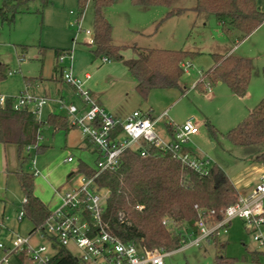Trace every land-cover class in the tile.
<instances>
[{
  "label": "rangeland",
  "instance_id": "rangeland-1",
  "mask_svg": "<svg viewBox=\"0 0 264 264\" xmlns=\"http://www.w3.org/2000/svg\"><path fill=\"white\" fill-rule=\"evenodd\" d=\"M2 3L3 0H0V6ZM194 5L195 0H173L174 7L189 10L181 16L167 19L158 27V23L169 10L167 7L142 8L136 6L133 0H114L113 4L104 10V16L111 26V43L122 47L123 60H120L106 55L97 56L94 53L96 46L92 43V0L88 2L83 14L80 12L78 0H50L44 8L39 1L28 2L20 7V13L16 15L14 23L2 22L0 16V64L5 65L7 70V76L0 84V96L15 101L30 85L26 78H34L30 86H38L34 88L35 95L47 98L48 102L41 119L47 120L51 111L68 116L67 111L60 109L56 103L60 96L72 99L76 106H79V101L82 102L78 94L77 97L73 96L71 86L62 82L60 76L61 67L71 66L73 75L82 82L87 74L91 75V80L85 83L83 90L91 95L99 92L107 113L126 115L135 109H141L145 112L151 110L153 117L158 118L166 111L169 118L162 119L157 126L158 134L162 138L167 136L165 128L169 120L175 125H181L187 119L193 118L199 127V133L192 136L189 147L200 157H206V154L216 159L221 155L225 162L220 161V166L223 169L232 166L231 169L226 168L227 171L236 173L249 163L233 156H245L254 150L263 149V146L249 147L252 149L238 147L222 135L214 139L207 128L206 119L218 131L226 134L248 115V109H253L264 98V26L244 41L235 43V35L224 32L214 16L197 15L191 9ZM134 46L184 50L198 52L200 55L184 62L183 65H189L184 68L180 79L181 89H154L144 99L135 90L136 81L124 63L136 58ZM58 50L70 53V58L64 65H56ZM231 50L232 55L252 61L248 99L234 95L225 84L213 86L210 92L206 87L204 89L207 92H203V86L196 87L202 72L213 65L211 55L225 54ZM103 58H108L109 61L104 62ZM39 78H45V81L36 84ZM184 88L188 90L186 93H183ZM79 132L72 129L66 134L64 130L54 131L50 126H43L41 144L47 148L39 153L35 146L24 148L22 155L27 161L23 166L19 164L16 146L5 148L0 144V219L4 205L5 216L8 217L4 220L6 229L0 234V241L5 245H9L10 238L15 234L29 237L34 227L28 218L20 223L18 221V213L24 206L25 196L15 170L21 168L24 172L33 173L35 161L38 174L35 176L34 193L54 211L61 203L54 191L59 188L66 191L72 188V184L78 185L81 177L77 173L80 162L96 169L97 155L92 150L78 146L82 139ZM238 150L239 154L236 153ZM69 157H72L74 162L67 163L66 159ZM207 225L214 224L208 221ZM263 225L264 223L260 224L259 228ZM255 229L252 224L237 218L229 223L227 233L222 229L219 231V239L227 245L226 254L237 258V264H257L253 260L254 253H259V263L264 264V248L254 239ZM40 235L38 232L31 236V243L45 246L48 256L56 254L57 250L52 248L47 239H41ZM194 240L195 236L188 234L186 242L174 252L167 263L214 264L216 248L213 242L203 240L199 245H190ZM69 250L79 255L74 246H70ZM10 264L32 262L26 259L23 263L17 256H12Z\"/></svg>",
  "mask_w": 264,
  "mask_h": 264
},
{
  "label": "trees",
  "instance_id": "trees-1",
  "mask_svg": "<svg viewBox=\"0 0 264 264\" xmlns=\"http://www.w3.org/2000/svg\"><path fill=\"white\" fill-rule=\"evenodd\" d=\"M39 1L44 8L50 0H3L0 6L2 22L14 23L20 7L28 2ZM90 0H78L81 14ZM94 3L95 55H106L123 60L122 47L111 43V26L104 16V10L114 0H92ZM142 8L165 6L169 10L158 23L161 26L169 18L185 14L189 9L174 7L173 0H133ZM197 15L214 16L229 35H235V43L244 41L258 28L264 26V12L256 0H195L191 8ZM40 12V11H39ZM38 12V13H39ZM41 13V12H40ZM136 58L124 61L128 71L136 81V91L146 99L154 89L179 88L184 74L183 64L186 60L199 56L198 52L184 50L152 49L134 46ZM58 55L69 53L56 51ZM213 65L202 72L196 87L207 84L211 87L219 82L225 84L233 94L244 98L252 79V61L248 58L213 54ZM108 59V58H106ZM109 60V59H108ZM264 75V69H263ZM6 66L0 64V84L6 78ZM34 78H26L28 85ZM50 126L54 131H68L73 128L67 116L51 114L46 121H39L29 111L14 109V100L7 98L0 105V144L14 145L18 149L20 166L27 161L22 155L24 148L35 146L37 152H43L47 146L37 138L38 129ZM207 128L212 138L224 136L231 144L241 147L262 145V151L252 160L264 163V98L249 115L226 134L220 133L212 124ZM171 133V130H169ZM89 147L97 153L98 149L87 140ZM147 154L127 150L120 158L119 166L112 171H103L95 177L96 185L107 193L104 221L110 230L123 242L135 244L147 249H164L176 251L182 247L188 234L197 237L200 234L199 222L204 220L213 224L225 217L228 207L238 202L240 195L226 172L213 164L207 174H199L176 160L172 153L143 143ZM24 193L25 219L33 223L30 234H34L51 214V210L34 193L35 173L14 171ZM77 173L93 177L96 169L80 162ZM167 221V224L163 222ZM264 223V214H263ZM216 248L214 264H237V258L226 254V243L218 236L208 238ZM50 264H83L70 251L58 247ZM259 253H254L257 264ZM24 262V254L18 256Z\"/></svg>",
  "mask_w": 264,
  "mask_h": 264
},
{
  "label": "built area",
  "instance_id": "built-area-1",
  "mask_svg": "<svg viewBox=\"0 0 264 264\" xmlns=\"http://www.w3.org/2000/svg\"><path fill=\"white\" fill-rule=\"evenodd\" d=\"M87 33L90 34L89 31ZM68 58L70 53H64L58 56V62L64 64ZM103 61L109 60L103 58ZM188 65L185 64L183 67L186 68ZM62 76L63 80L76 90L84 107L80 109L63 100H58V104L61 109L67 111L70 125L80 130L82 135L98 149L96 174L93 177L82 174L78 185L66 191L56 189L55 194L61 203L58 208L51 211L49 218L34 234H30L29 237L15 234L10 238L9 245L0 241V264H10V258L18 257L20 254H24L32 264H50L54 255H46L48 249L45 246L31 243V236L38 232L41 234L40 238L47 239L52 248L56 245L70 251L69 247L74 246L79 255L70 252L83 264H168L167 260L175 251L147 249L125 243L110 230L103 219L107 193L98 188L95 177L103 171L117 169L120 158L127 150L139 151L142 156H145L147 150L143 145L144 142L172 153L176 160L195 172L207 174L215 162L208 156L196 155L195 151L188 148L192 136L199 133V127L193 119L181 125H175L169 121L167 126L171 130L172 138H162L158 134L157 126L164 117L168 116L167 112L155 118L148 112L135 111L124 120L119 119L107 113L89 92L84 91L85 82L74 76L71 71L64 70ZM89 78L90 75H86V79ZM207 90L208 92L212 90L209 84H207ZM6 100L7 98L0 96V105L3 106ZM46 104L47 98L36 96L29 90H25L14 101V109L29 111L41 121ZM37 138L39 141L43 140L42 127L38 129ZM73 160L69 157L66 161L73 162ZM35 164L33 161L36 175L38 171ZM263 199L264 176L258 188L249 197H240L237 203L227 208L222 221L208 226L204 220H201L198 224L200 234L190 245H199L203 240L218 236L221 229L227 233L229 223L239 218L256 228L254 239L264 247V239L259 232V225L263 223ZM25 215L23 207L18 213L19 223L25 219ZM5 219L8 217L3 216L0 219V234L6 229Z\"/></svg>",
  "mask_w": 264,
  "mask_h": 264
},
{
  "label": "crops",
  "instance_id": "crops-1",
  "mask_svg": "<svg viewBox=\"0 0 264 264\" xmlns=\"http://www.w3.org/2000/svg\"><path fill=\"white\" fill-rule=\"evenodd\" d=\"M256 2H257V5H258V7L264 12V0H256ZM93 37V36H92ZM232 51L233 50H231V51H228L227 53H225L226 55H232ZM57 54V58H56V65H58V66H60V64L61 63H59L58 62V53H56ZM67 61V60H66ZM65 61V62H66ZM65 64V63H64ZM63 64V65H64ZM67 68L68 70H70L71 71V66H67V65H65V66H63V67H61V72H60V76H61V78H62V82H64V83H66L64 80H63V72H64V70H67V69H64V68ZM69 67V68H68ZM211 67V66H210ZM209 67V68H210ZM208 68V69H209ZM88 75V74H87ZM90 75V74H89ZM84 82L85 83H87L88 81H90L91 80V75H90V78L89 79H86V76L84 77ZM39 81H45V78H42V79H37L36 80V84H37V82H39ZM35 83H33V84H35ZM219 85H221V84H223V83H218ZM38 88V86H28L27 88L28 89H26V90H29L32 94H36L35 93V89L34 88ZM41 87V86H40ZM96 87V86H95ZM72 88V94H73V96H75V97H77L76 96V90L73 88V87H71ZM39 90H41V89H39ZM135 90H136V85H135ZM188 90L186 89V88H184V91H183V93H186ZM235 95V94H234ZM37 96V95H36ZM92 97L96 100V102L105 110V108H104V106H103V102H102V100H101V96L99 95V92H97V94H92ZM248 97H249V92L247 93V95L244 97V98H241V99H248ZM240 98V97H239ZM58 100H63V101H65L67 104H73L74 103V101L72 100V99H70V98H65V97H63V96H60V98L58 99ZM58 100L56 101V103H57V105L59 106V104H58ZM47 104H48V102H47ZM47 104L44 106V107H46L47 106ZM60 107V106H59ZM80 109H82L84 106H83V102H81V101H79V106H78ZM44 109V108H43ZM61 109V108H60ZM251 110L252 109H248V112H247V114L249 115V113L251 112ZM106 112H107V110H105ZM135 111H140V112H145L144 110H141V109H135V110H133L131 113H128V114H122V115H119V114H117V113H113V112H109L110 114H112V115H114L115 117H117V118H119V119H122V120H124L125 118H127L130 114H132L133 112H135ZM53 112V113H52ZM115 112H117V110L115 111ZM166 112V111H165ZM148 113L151 115V116H153V114H152V111L150 110V112L148 111ZM51 114H57L55 111H51V113H50V115ZM49 115V116H50ZM60 115H62V114H60ZM247 115V116H248ZM48 116V117H49ZM64 116V115H63ZM246 116V117H247ZM42 117H43V112H42ZM245 117V118H246ZM166 118H169V116H167V117H164L163 119H166ZM244 118V119H245ZM191 119H193V118H191ZM243 119V120H244ZM187 120H189V119H187ZM186 120V121H187ZM240 120V119H239ZM242 120V121H243ZM43 121H46V120H43ZM170 121V120H169ZM161 122V121H160ZM241 122V121H240ZM239 122V123H240ZM184 123V122H183ZM206 123L208 124V123H210L209 121H208V119H206ZM238 123V124H239ZM211 124V123H210ZM214 126V125H213ZM215 127V126H214ZM42 129H43V127H42ZM72 129H76L78 132H79V130L77 129V128H71V129H69L68 131H66V134H68ZM165 131H166V134H167V136L165 137L166 139H170V138H172V134L169 132V128H168V126H167V124H166V128H165ZM220 132V131H219ZM80 133V132H79ZM221 133V132H220ZM80 134H82V133H80ZM223 134V133H222ZM196 135H198V134H196ZM82 136V139L79 141V143H78V146L81 148V149H89V150H92V152L93 153H95L94 151H93V148L92 147H89V145H88V142H87V139L83 136V135H81ZM214 147H216V145H213ZM5 147V146H4ZM238 147H241V146H238ZM5 148H7V146L5 147ZM190 150H193L191 147H188ZM249 148V147H248ZM249 149H252V148H249ZM194 151V150H193ZM253 151V150H252ZM262 151V149H257V150H254V152H252L251 154L249 153V154H247V155H245V156H243L242 154L241 155H236V156H233V157H235L237 160H241L242 162H244V163H249V164H245V166H246V168H245V166L244 167H242V168H240L236 173H233V174H231V173H229L228 171H227V169L226 168H230L231 169V167L232 166H226V167H224L225 169H223L221 166H220V161H224V159H223V157H221V155H219L216 159H212L216 164H218L225 172H226V174L229 176V178H230V180H231V182L233 183V185L235 186V188L237 189V191H238V193H239V195H240V197H242V198H247V197H249L257 188H258V186L260 185V183H261V179H262V177L264 176V163H259V162H254V161H252L260 152ZM229 152V151H228ZM239 152H240V150H238L236 153L237 154H239ZM96 155H97V153H95ZM204 155V154H203ZM205 156H208V155H206L205 154ZM97 158H98V155H97ZM68 159V158H67ZM66 159V160H67ZM73 162H74V160H73ZM225 162V161H224ZM67 163H72V162H67ZM225 166V165H224ZM231 172V171H230ZM74 186H76V183H75V185L74 184H72V186L71 187H74ZM60 189V188H59ZM55 192V191H54ZM56 195V194H55ZM57 196V195H56ZM58 197V196H57ZM59 198V197H58ZM263 204H264V199H263ZM59 205V204H58ZM264 206V205H263ZM48 207L50 208V205L48 204ZM59 207V206H58ZM57 207V208H58ZM5 209H6V207H5V205H4V207H3V210H2V213H1V218L3 217V216H5ZM6 217V216H5ZM259 230H260V234H261V236H262V238L264 239V225L263 226H261V229L259 228ZM264 248V247H263ZM263 251H264V249H263ZM24 263V262H23Z\"/></svg>",
  "mask_w": 264,
  "mask_h": 264
}]
</instances>
